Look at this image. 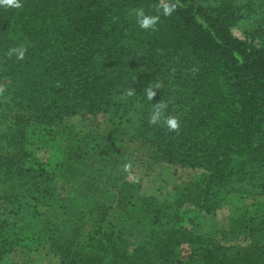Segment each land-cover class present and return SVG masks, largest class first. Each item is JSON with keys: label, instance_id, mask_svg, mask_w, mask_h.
<instances>
[{"label": "trees", "instance_id": "16d2710c", "mask_svg": "<svg viewBox=\"0 0 264 264\" xmlns=\"http://www.w3.org/2000/svg\"><path fill=\"white\" fill-rule=\"evenodd\" d=\"M162 3L176 7L167 16L160 13L155 26L140 28L135 10L157 15ZM242 19L253 26L240 38L232 30ZM19 45L25 49L22 59L7 55ZM2 76L9 85L0 89V106L15 115L11 141L16 145L28 141L26 130L18 128L19 115L44 127L67 117L90 118L95 129L97 118L108 115L114 131L127 132L124 124L130 140L149 146L156 161L204 171L199 200H190L189 193L185 198L207 213L234 178L264 189V0L0 4ZM148 87L155 88L151 100ZM159 102L167 105L163 115L149 123ZM167 116L177 117V129L163 123ZM22 149L0 156V183L8 186L0 199V264L26 238L23 213L31 211L34 218L41 205L58 197L55 174L41 162L29 163ZM121 195L118 190L115 207L125 211L128 205L133 211L135 194ZM157 210L153 224H159ZM230 221L245 234V244L225 247L165 225L162 232L150 230L154 235L132 249L121 231L97 230L86 251L76 249L74 236L51 239L50 250L60 264H181L176 249L187 243L193 247L189 258L201 264H264V218L244 211Z\"/></svg>", "mask_w": 264, "mask_h": 264}, {"label": "rangeland", "instance_id": "374dc122", "mask_svg": "<svg viewBox=\"0 0 264 264\" xmlns=\"http://www.w3.org/2000/svg\"><path fill=\"white\" fill-rule=\"evenodd\" d=\"M194 1L212 5L217 0ZM251 25L250 21L242 19L232 33L242 38V32ZM8 85L9 79L2 76L0 89ZM14 116L11 110L0 106V156L7 150L9 154L26 148L27 151L22 149V155L29 153V163L41 162L55 174L52 179L57 178L55 194L58 197L48 200V206L41 205L34 218L31 211L23 213L26 238L1 264H60L59 257L50 250L51 239L64 242L74 236L76 249L86 251L90 237L97 230L121 231L132 249L154 235H150V230L162 232L165 225L181 226L187 232L208 236L222 246L234 247L245 244L246 240L239 225L231 226L232 215L246 211L264 218V189L239 178L228 183L227 193L218 195L216 205L209 203L211 213L195 206L190 200H199V188L203 187L206 173L199 168L156 161L149 146L130 140L124 124L121 127L127 132L114 131L115 124L108 115L97 118L100 120L98 129L90 118L67 117L58 126L44 127L27 123L19 115L18 128L26 130L28 140L20 145L11 141L15 132ZM103 149L106 153H102ZM27 162L24 161V165ZM118 190L121 197L135 194L133 211L130 212L128 205L125 211L115 207ZM7 192L8 186L0 183V199ZM187 193L190 200L185 198ZM143 209L147 212H142ZM156 210L159 224L152 223ZM192 251L193 247L187 243L176 249L181 264H201L198 259L189 258Z\"/></svg>", "mask_w": 264, "mask_h": 264}, {"label": "clouds", "instance_id": "9594fccd", "mask_svg": "<svg viewBox=\"0 0 264 264\" xmlns=\"http://www.w3.org/2000/svg\"><path fill=\"white\" fill-rule=\"evenodd\" d=\"M0 4H5L10 7L19 8L21 7V0H0ZM175 4L170 3H162L158 6V14L157 15H146L143 9H136L135 16L137 23L140 28L149 29L157 23L160 19V13L164 16H167L173 12L175 9ZM25 49L23 45L11 47L8 49L7 55L13 56L15 55L17 59H22L24 56ZM153 87H148L146 91V96L149 100H151L152 96L154 95ZM166 104L159 102L156 104L155 109L153 110L150 118L149 123L155 124L160 121L163 115V109L166 108ZM163 123L168 126L169 129H177L178 128V119L175 116H167L164 118Z\"/></svg>", "mask_w": 264, "mask_h": 264}, {"label": "crops", "instance_id": "0c3cea01", "mask_svg": "<svg viewBox=\"0 0 264 264\" xmlns=\"http://www.w3.org/2000/svg\"><path fill=\"white\" fill-rule=\"evenodd\" d=\"M169 165H171V164H169Z\"/></svg>", "mask_w": 264, "mask_h": 264}]
</instances>
